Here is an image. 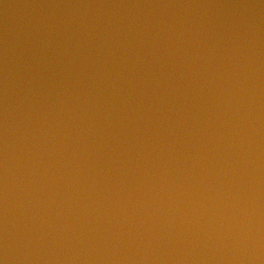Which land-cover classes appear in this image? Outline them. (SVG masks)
<instances>
[{
  "label": "water",
  "instance_id": "95a60500",
  "mask_svg": "<svg viewBox=\"0 0 264 264\" xmlns=\"http://www.w3.org/2000/svg\"><path fill=\"white\" fill-rule=\"evenodd\" d=\"M0 264H264V0H0Z\"/></svg>",
  "mask_w": 264,
  "mask_h": 264
}]
</instances>
